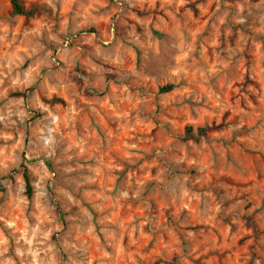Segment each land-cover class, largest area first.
I'll return each instance as SVG.
<instances>
[{"label": "rangeland", "instance_id": "obj_1", "mask_svg": "<svg viewBox=\"0 0 264 264\" xmlns=\"http://www.w3.org/2000/svg\"><path fill=\"white\" fill-rule=\"evenodd\" d=\"M20 1L0 264H264V0Z\"/></svg>", "mask_w": 264, "mask_h": 264}, {"label": "trees", "instance_id": "obj_2", "mask_svg": "<svg viewBox=\"0 0 264 264\" xmlns=\"http://www.w3.org/2000/svg\"><path fill=\"white\" fill-rule=\"evenodd\" d=\"M12 5V15L14 16H24L26 18L32 17L35 14V10H27L20 0H10ZM174 89V85H167L161 88L162 93L171 92ZM207 132L206 128H198L197 133L194 132L192 127L186 129L185 138L186 140H192L198 142L201 138L205 136ZM24 179L26 182L27 195L29 198L33 197V185L28 172V169L25 168Z\"/></svg>", "mask_w": 264, "mask_h": 264}]
</instances>
